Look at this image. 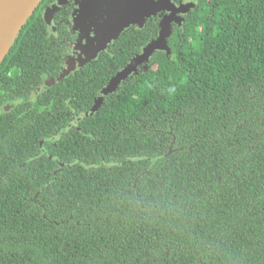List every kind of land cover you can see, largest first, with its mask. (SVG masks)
Instances as JSON below:
<instances>
[{"label": "trees", "instance_id": "trees-1", "mask_svg": "<svg viewBox=\"0 0 264 264\" xmlns=\"http://www.w3.org/2000/svg\"><path fill=\"white\" fill-rule=\"evenodd\" d=\"M39 24L0 64V264H264V0H196L91 116L156 22L28 104Z\"/></svg>", "mask_w": 264, "mask_h": 264}, {"label": "water", "instance_id": "water-1", "mask_svg": "<svg viewBox=\"0 0 264 264\" xmlns=\"http://www.w3.org/2000/svg\"><path fill=\"white\" fill-rule=\"evenodd\" d=\"M42 0H0V64L3 62L11 47L14 45L23 26L33 15ZM65 0H56L49 8L48 14L55 12ZM193 5H190L191 8ZM186 6H176L170 0H139L138 6L129 9L124 0H83V5L76 12V21L80 30L76 41L75 58H70L68 67L84 66L93 61L98 53L105 50L109 43L119 37L121 31L129 25L142 24L155 15L164 11L158 37L147 44L129 63L118 71L100 91L94 105L87 116L94 115L101 107L108 94L131 74L137 73L140 66L146 64L155 51L170 53L167 39L171 34L170 22H180L177 12H184ZM146 68L143 67V70Z\"/></svg>", "mask_w": 264, "mask_h": 264}, {"label": "flooded vegetation", "instance_id": "flooded-vegetation-1", "mask_svg": "<svg viewBox=\"0 0 264 264\" xmlns=\"http://www.w3.org/2000/svg\"><path fill=\"white\" fill-rule=\"evenodd\" d=\"M55 1L56 0H42L39 6L35 9L33 15L29 18L27 22L29 23L30 21L31 22L36 21L40 23L39 26L44 30L43 35L45 37V41L43 42V46H42V48H44V52L35 51L34 52L35 55L33 59L31 57V61L38 62V60H41L42 62H46L50 57H52L51 60L52 63L48 64V66L49 65L56 66V69L54 68L55 69L54 73H52V71L50 73L48 71L44 73H38L35 75L34 78H30L29 83H26L25 81L21 82L22 92L24 95L26 94V98L28 100L27 102H29L28 104H31V102L35 101L40 97L51 98L53 94L57 95L56 93H53V90H55L56 86L62 82L67 83L70 78H75L78 70L81 67H83V66H77L76 61H74L73 66L68 67L69 60L70 58H72L73 46L76 45V41L78 40L80 34L78 23L76 21V12L83 5V0H65L59 9H57L55 12L49 15L48 10ZM170 1L176 6L187 7V10H185L184 12L176 13V17L180 18L179 23H176L174 21L170 22L169 25L172 34V32L175 30L176 27H180L183 24L185 15H187L189 11L195 7L196 0H170ZM190 5L193 6L189 8ZM164 17H165V12L158 11L150 19L146 20L141 27L135 24L129 25L128 27H126L121 31L119 37H121L124 33H128V32L134 33L137 31V33H139V31L144 29L147 23L156 22L157 25L156 38H157L160 31L159 25ZM27 23L24 26H26ZM118 38L111 41L105 50L98 53L96 58L101 53L108 51L109 47L111 45L113 46V43ZM17 40L18 39H16V41ZM145 46L141 47L140 50H142ZM6 58L7 56L5 57V59ZM143 67L145 66L142 65L139 68H143ZM15 69L16 68L10 66V72H8L7 75L10 74L11 76L12 71ZM1 71L5 72L4 69H2ZM4 87L5 85L0 84V96H2L3 94L2 91ZM100 91L98 92V94L100 93ZM22 100L23 98L18 99V96L16 94L12 96L11 100L2 99L1 100L2 103L0 104V115L3 113H8L10 111H12V113H17L18 112L17 107L21 105ZM44 111L47 114L49 113L47 108H45ZM71 125H76L75 115H73V120Z\"/></svg>", "mask_w": 264, "mask_h": 264}, {"label": "snow or ice", "instance_id": "snow-or-ice-1", "mask_svg": "<svg viewBox=\"0 0 264 264\" xmlns=\"http://www.w3.org/2000/svg\"><path fill=\"white\" fill-rule=\"evenodd\" d=\"M129 9H134L138 6L139 0H124Z\"/></svg>", "mask_w": 264, "mask_h": 264}, {"label": "rangeland", "instance_id": "rangeland-1", "mask_svg": "<svg viewBox=\"0 0 264 264\" xmlns=\"http://www.w3.org/2000/svg\"><path fill=\"white\" fill-rule=\"evenodd\" d=\"M75 54H76V53H75V49H74L73 52H72V57H73V58H75Z\"/></svg>", "mask_w": 264, "mask_h": 264}]
</instances>
